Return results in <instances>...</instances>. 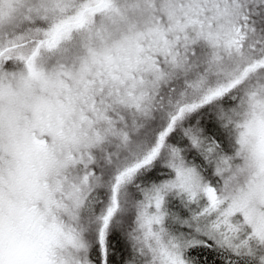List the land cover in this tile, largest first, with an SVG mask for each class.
<instances>
[{
	"label": "snow or ice",
	"instance_id": "1",
	"mask_svg": "<svg viewBox=\"0 0 264 264\" xmlns=\"http://www.w3.org/2000/svg\"><path fill=\"white\" fill-rule=\"evenodd\" d=\"M0 264H264V0H0Z\"/></svg>",
	"mask_w": 264,
	"mask_h": 264
}]
</instances>
